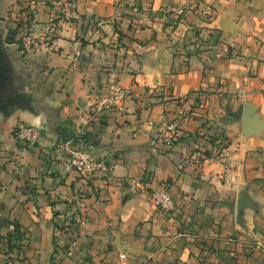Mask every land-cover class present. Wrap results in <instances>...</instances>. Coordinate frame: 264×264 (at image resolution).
<instances>
[{
  "label": "crops",
  "instance_id": "crops-1",
  "mask_svg": "<svg viewBox=\"0 0 264 264\" xmlns=\"http://www.w3.org/2000/svg\"><path fill=\"white\" fill-rule=\"evenodd\" d=\"M72 1L79 18L67 20L41 2L38 27L54 21L53 28L31 53L24 54L17 42L0 45V264L10 252L4 236L12 223L29 236L17 264H264L263 96L246 97L255 112L232 94L212 98L207 109L222 111L220 121L238 149L231 158L239 161L238 189L255 206L242 213L233 200L220 202L224 187L218 163L181 167L192 154L197 122L185 121L172 146L157 139L152 125L175 116L176 97L222 78L227 90L244 81L241 60L221 57L222 46L195 49L196 31L202 29L204 38L220 33L225 42L248 43L257 52L260 45L251 42L259 38L263 52L264 0H198L197 13L182 19L149 8L130 31L135 37L122 35L121 41L114 25L127 32L130 20L118 0ZM185 1L143 4L148 9ZM203 20L211 22L202 26ZM255 80L248 85L260 86V78ZM113 81L131 87L134 96L89 116L88 106ZM81 115L90 121L78 146L91 144L108 166L90 179L67 170L68 151L60 146ZM36 116L41 117L39 142L17 145L15 125L32 124ZM248 151V160L259 165L250 180L243 174ZM168 179L176 202L173 215L151 197V190ZM77 210L85 220L81 224L73 221Z\"/></svg>",
  "mask_w": 264,
  "mask_h": 264
},
{
  "label": "rangeland",
  "instance_id": "rangeland-1",
  "mask_svg": "<svg viewBox=\"0 0 264 264\" xmlns=\"http://www.w3.org/2000/svg\"><path fill=\"white\" fill-rule=\"evenodd\" d=\"M43 1H46V4L49 6L56 7L55 9H57V14H59L58 17L61 20L70 19L65 16V14L68 12L67 3H70V6L74 8L76 14H78L76 10V4L72 0H3L0 4V45L13 44L17 42L24 54H29L33 51V49H35V47H33L30 52H27L25 50L23 37L27 32H31V28H33L32 32L34 37L39 41L38 46L44 43L46 38H49L54 21L45 23L43 29L38 27V23L40 24V22L38 21L37 17L40 12L39 8L41 2ZM144 2L145 0H118L119 9L121 8L122 12L125 13V15L128 16L130 20L127 32L120 30V28L117 27V22L114 25L115 31L119 33L118 38L120 41L123 39L122 35L129 36L130 39H133L135 37V35H132L131 32H135L134 30H136L135 27H137V19L141 17L140 14L143 10H149V8H151L152 13H160L166 15L174 14L176 15V17L182 19L188 12L192 11L197 13V10L200 9L201 4L198 0H187L182 4L169 3L157 6V8L149 5L148 9H145V5L143 4ZM77 17L79 18V16ZM210 22V20H203V23L201 25L206 26L205 23ZM38 32L41 33L39 35H35V33ZM201 33L202 29H197L196 34L197 38H199V45L198 47H195V49L197 51L214 50L216 47L222 46L221 48L223 49L224 53L221 55V57L232 60V62H234L235 60H241L242 66L240 67L241 70H239V72L242 71L240 75L246 78L244 79V81L238 83L230 90L226 89V86H228L227 80L222 78L216 83V85L210 86V88H199L183 96L176 97L173 99L175 103L174 108L172 109L175 113V116L171 119L152 123V125L155 128L156 136L159 141L166 144L164 139L160 135L164 132L166 135L172 137V144H166L167 146H172L175 142L177 130L179 131L182 128L185 121H193V124L197 122V127H195L194 129L195 144L192 148V154L191 156H186L183 159L181 167L187 168L193 166L195 168H202L206 165L218 163L222 171L221 173L223 175V178H221V180L224 187V190L221 192L222 196L220 197V202L227 203L229 200H233V203H237L238 213H242L244 212L246 207L254 209L255 206L250 200L249 202L245 200V191L238 189L239 174L237 173V169L239 167V161L231 160L234 151H237L238 149L232 146L233 141L228 134L229 129L226 123L220 121L222 111L218 109L211 114L207 109L208 107H210L212 98L222 99L225 94H232L234 96V100L245 103L247 111L255 112V104L252 101L247 100L248 98L246 99V97L249 94L252 95L255 94V92H258L263 96L262 104L264 105V67L261 70V64H264V51H260L262 49L261 46L263 45V42H260L261 40H259V38H256L255 41L251 42L252 44L256 42L257 44L255 43V46L260 45L257 52V49L255 47H250L252 45H249L248 43H245V45H243L241 43L234 44L225 42V38L221 37L220 33H218V36H216L215 38H204L202 37ZM121 45L123 44L121 43ZM250 78H253L254 81H256L255 79L257 78H260V86L248 85V80H250ZM125 87H128L131 90L132 96L129 98H132L134 96L132 88L129 86ZM251 112H249L247 116H251ZM88 114L90 116L95 113L89 112ZM245 124L246 126L247 124L249 125L250 120ZM244 131L246 133L247 128H245ZM263 152L264 150H262V153ZM250 155H252V153L248 151L246 159L243 161V174L245 175V178L247 180H250V172L259 167V165L251 163L250 160H248ZM247 184H249V182H247ZM162 188H166L171 191L173 188L172 181L169 179L165 180L160 188L153 189L151 190V192L154 190H160ZM173 200L176 207L174 197ZM153 202L155 203V200H153ZM156 206L161 209L160 206ZM163 212L173 215L175 209L171 212H167L164 210ZM73 221L77 222L75 220ZM77 223L81 224L79 222ZM14 224L16 226V231L12 232L10 230V232L6 234V236H4L6 237L9 246L8 250H10V252L5 257L3 264H5L7 260L11 259L14 260V264H17L19 256L29 239L27 232L19 228L16 223ZM73 241H75L76 246V237L70 241L69 246ZM69 246L67 248V254H69Z\"/></svg>",
  "mask_w": 264,
  "mask_h": 264
},
{
  "label": "built area",
  "instance_id": "built-area-1",
  "mask_svg": "<svg viewBox=\"0 0 264 264\" xmlns=\"http://www.w3.org/2000/svg\"><path fill=\"white\" fill-rule=\"evenodd\" d=\"M67 3V2H66ZM68 5V12L65 14L67 18L77 17L75 9ZM33 28L31 32H27L23 37L25 44V50L30 52L33 47H38L39 41L33 35ZM132 96L131 90L128 87L122 86L118 82H111L107 86L106 92L99 94L94 104L89 105V111L95 114L104 108L119 107L122 102ZM90 119L85 115H81L78 118V123L71 136L66 138L60 143V146L64 147L68 151L66 157L65 166L67 170H77L82 178L90 179L96 170L108 171L107 163L104 159H98L93 153V146L86 144L84 146H78V144L84 142L83 129L84 126L89 123ZM168 145L172 144V137L166 135L165 132L160 134ZM42 136L41 128L34 126L33 124L25 123L24 121L18 122L13 129V137L17 145L32 147L35 146ZM151 197L155 200V204L160 206L162 210L171 212L175 209V203L171 194V191L166 188L160 190H154L151 192ZM74 220L83 223L84 218L81 213L74 212ZM12 232L16 231L14 223L10 225ZM75 241H73L68 249V253L71 255L74 251ZM122 257L125 255L122 254ZM5 264H14V260H7Z\"/></svg>",
  "mask_w": 264,
  "mask_h": 264
},
{
  "label": "clouds",
  "instance_id": "clouds-1",
  "mask_svg": "<svg viewBox=\"0 0 264 264\" xmlns=\"http://www.w3.org/2000/svg\"><path fill=\"white\" fill-rule=\"evenodd\" d=\"M30 123H32L34 126L39 127L41 124V117L40 116H36L34 119H32L30 121Z\"/></svg>",
  "mask_w": 264,
  "mask_h": 264
},
{
  "label": "trees",
  "instance_id": "trees-1",
  "mask_svg": "<svg viewBox=\"0 0 264 264\" xmlns=\"http://www.w3.org/2000/svg\"><path fill=\"white\" fill-rule=\"evenodd\" d=\"M17 225V224H16ZM18 226V225H17Z\"/></svg>",
  "mask_w": 264,
  "mask_h": 264
}]
</instances>
